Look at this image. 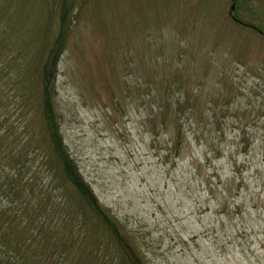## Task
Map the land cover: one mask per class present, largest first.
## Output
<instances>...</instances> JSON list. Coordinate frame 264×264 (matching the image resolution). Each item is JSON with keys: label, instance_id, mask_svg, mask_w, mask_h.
<instances>
[{"label": "rangeland", "instance_id": "obj_1", "mask_svg": "<svg viewBox=\"0 0 264 264\" xmlns=\"http://www.w3.org/2000/svg\"><path fill=\"white\" fill-rule=\"evenodd\" d=\"M55 53L63 142L141 263L264 264V0H0L4 119L34 132L20 179L43 239L69 264H133L53 155Z\"/></svg>", "mask_w": 264, "mask_h": 264}, {"label": "trees", "instance_id": "obj_2", "mask_svg": "<svg viewBox=\"0 0 264 264\" xmlns=\"http://www.w3.org/2000/svg\"><path fill=\"white\" fill-rule=\"evenodd\" d=\"M55 56L56 53L45 63L40 73L42 106L53 155L68 183L107 225L117 242L131 249L129 242H123L121 239L117 225L99 204L91 185L80 173L75 159L69 154L63 142L53 107L58 63ZM5 101L0 90V264H69L64 249L50 247L43 239L42 230L49 226V223H46L49 217H36L35 188L27 181L22 183L20 179L23 170L21 168L25 169V164L31 160L30 155L39 152L37 148L31 149L34 132L24 121L23 132H26L27 139L22 143L21 135L17 133L18 126L14 125V121L9 123L4 119ZM19 104L18 110L23 113L25 105ZM14 228H20L25 236L18 242L6 243V236ZM34 245L35 251L31 255L24 253L25 249H30ZM128 254L133 264H142L135 250L131 249Z\"/></svg>", "mask_w": 264, "mask_h": 264}, {"label": "water", "instance_id": "obj_3", "mask_svg": "<svg viewBox=\"0 0 264 264\" xmlns=\"http://www.w3.org/2000/svg\"><path fill=\"white\" fill-rule=\"evenodd\" d=\"M232 9H233V7H232Z\"/></svg>", "mask_w": 264, "mask_h": 264}]
</instances>
